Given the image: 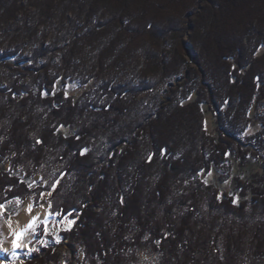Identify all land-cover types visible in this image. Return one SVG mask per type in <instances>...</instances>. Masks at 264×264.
Here are the masks:
<instances>
[{"label":"trees","instance_id":"obj_1","mask_svg":"<svg viewBox=\"0 0 264 264\" xmlns=\"http://www.w3.org/2000/svg\"><path fill=\"white\" fill-rule=\"evenodd\" d=\"M7 23L0 204L33 196L37 207L50 192L49 214L75 221L61 239L40 222L35 239L50 243L29 264H60L70 238L87 264H130L135 248L159 252V264H264V172L234 177L233 194L203 178L230 155L258 157L227 125L245 129L264 99V0H0V30ZM189 32L200 55L191 69L176 54ZM28 45V58L9 59ZM80 64L108 74L82 103L59 87ZM252 139L264 147V128ZM44 165L54 175L33 186Z\"/></svg>","mask_w":264,"mask_h":264},{"label":"rangeland","instance_id":"obj_2","mask_svg":"<svg viewBox=\"0 0 264 264\" xmlns=\"http://www.w3.org/2000/svg\"><path fill=\"white\" fill-rule=\"evenodd\" d=\"M200 11V9H199ZM21 13L17 15V18H21ZM10 23H7L3 25V29L0 30V33L4 32L6 28H8ZM1 39L0 44V53L5 49L6 47V40L4 38ZM183 41L185 42L183 45V48H177L176 54L182 53L186 57V64L187 69L194 68L196 63L199 62V53L197 51L196 46L194 45L193 41L191 40L190 32L185 35L183 38ZM46 43L48 41L46 40ZM30 45L27 46L25 50L22 51L19 55H16L12 58H9L13 63H18L21 59L28 58L30 55L29 49ZM170 49V48H169ZM27 64V63H26ZM56 65L58 66V62H56ZM5 67H0V86H3V80L1 77L5 75ZM54 74H57L56 70H53ZM108 77V74H102L99 78H95L93 76L92 69L89 71L87 70V67L85 64H80L79 67L74 72H69L64 78H66L67 82L63 83V78H59V84L62 89V87L66 90H68V93L73 96L75 99L79 100L80 103L84 102L87 97H93L94 99L98 96L94 90L101 85L103 82L106 81V78ZM125 80V72L120 71V73L117 76L116 83H122ZM184 79H182L180 76L170 78L166 85L160 87L156 90H151L153 95H156L159 93L162 95V97L165 96L166 89L170 87H177L181 82H183ZM152 96H146V93H143L140 95L137 99L139 103L143 107H147L150 102L152 101ZM250 122L247 124L245 129H241L245 123H240L239 125H227L228 130L231 132H234L240 139H242L243 142L248 143L253 150H255L258 153V157L254 156L253 154H249L246 159H240L235 155H230V160L226 163V166L224 168H215L213 171H211V175L203 174V178L210 182L211 184H214L218 186L223 193L229 192L233 194L235 188L234 185L235 180L234 177H242L244 179H252V176L256 173L262 174L264 172V147L259 146L258 143H256V140L252 139L249 140V138L257 135L259 132L263 131L264 128V99H256L248 111ZM207 127L210 128L209 130L212 133L217 134L216 131V123L214 119V114L211 111L207 112ZM61 130L65 133H71L75 130L71 127H62ZM228 134V133H227ZM6 168H9V164L6 165ZM14 172L20 176L23 177L24 172L20 168H16ZM47 167L44 165L42 167L41 173H36L35 176L28 179V181L33 185H45V181H42V173H46ZM56 172V170L54 171ZM49 178L53 176L51 172L46 173ZM51 189H54V185L51 186ZM50 195V192L44 193V199L42 203L35 207L32 203V197H28L25 200L21 201L20 199H15L13 201L8 202L4 205L3 209H0V241H3L2 247L4 248V239H5V233H4V226L7 225V223L17 217L20 216L21 213H26L28 215H33L36 211H39V218L32 222L35 228V232L33 233L32 229H28L27 233L24 236V239L22 243L26 245L21 251L14 257L5 256V251H0V264H29L27 259H29L32 254V251L29 252V249H40L43 245H48L50 243L49 239H35V235L37 233V226L40 222L46 221L48 223L47 228L49 233L54 234L58 239H61L62 237V231L66 229H72L74 228V220L71 219H59L57 217V214L50 215L48 212L49 204L47 202V198ZM29 208H31V211H29ZM97 210H100V207L97 208ZM5 212H7V216H5ZM29 225V224H28ZM28 225L25 229L28 228ZM25 229L20 230L24 231ZM40 241H43V243H40ZM62 246L59 248V256H60V264H87L88 261H85V246L79 242H73V240L67 239L63 241ZM222 248V247H221ZM133 253H128L127 260L131 262L130 264H159L161 261V254L156 251H152L150 249L145 248H135L133 249ZM129 255V256H128ZM67 257V258H66ZM135 262V263H134ZM54 264V263H50Z\"/></svg>","mask_w":264,"mask_h":264},{"label":"bare ground","instance_id":"obj_3","mask_svg":"<svg viewBox=\"0 0 264 264\" xmlns=\"http://www.w3.org/2000/svg\"><path fill=\"white\" fill-rule=\"evenodd\" d=\"M39 211H36L33 215H28L25 212L21 213L20 216H17L13 219H11L7 225L4 226V233H5V239H4V248L8 249V251H5V256L14 257L16 256L22 248L19 249H13L12 247V241L15 238L13 235V232H20V230L25 229L28 224L35 222L39 218ZM34 218H36L34 220ZM9 224H11V228H9Z\"/></svg>","mask_w":264,"mask_h":264},{"label":"snow or ice","instance_id":"obj_4","mask_svg":"<svg viewBox=\"0 0 264 264\" xmlns=\"http://www.w3.org/2000/svg\"><path fill=\"white\" fill-rule=\"evenodd\" d=\"M61 127H63V126H61ZM37 143H39V141H37ZM84 151H87V149H85ZM81 154H83V153H81ZM149 159H151V157H149ZM209 175H211V173H209ZM205 183H207V181H205ZM3 208H4V205L3 204H0V209H3ZM29 211H31V208H29ZM57 214H59V213H57ZM35 219L36 218H34V220ZM9 228H11V224H9ZM28 229H32L33 233L35 232V228H34V225L32 223H30L28 225V228L25 229L24 231H21V232H15L14 231L13 232V235L15 237L13 239V241H12V247H13V249H19V248H22V247L26 246V245H24L22 243V241H23L24 236L27 233ZM45 231H46V229H45ZM40 243H43V241H40ZM157 243H159V242H157ZM2 245H3V241H0V251H8V249L3 248ZM31 251H34V249H31L30 248L29 249V252H31Z\"/></svg>","mask_w":264,"mask_h":264}]
</instances>
